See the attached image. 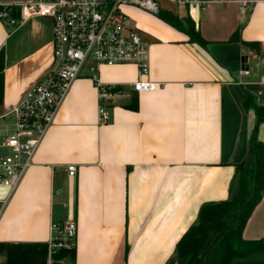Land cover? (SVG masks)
Here are the masks:
<instances>
[{
	"label": "crops",
	"instance_id": "1",
	"mask_svg": "<svg viewBox=\"0 0 264 264\" xmlns=\"http://www.w3.org/2000/svg\"><path fill=\"white\" fill-rule=\"evenodd\" d=\"M29 1L0 0V8ZM182 8L175 14L189 15L207 41L228 43L239 30L242 42L258 43L237 42L240 74L216 59L213 44L205 49L158 14L128 9L149 44L148 73L133 63L100 66L103 82L121 85L100 124L93 71L83 69L19 186L0 185V264H49L52 222L69 220L78 226L76 258L65 264H167L201 207L231 196L256 123L246 91L264 105V0ZM53 60L51 18L0 20V135L14 130L15 107ZM139 79L159 86L138 93ZM263 236L264 197L243 231Z\"/></svg>",
	"mask_w": 264,
	"mask_h": 264
},
{
	"label": "built area",
	"instance_id": "2",
	"mask_svg": "<svg viewBox=\"0 0 264 264\" xmlns=\"http://www.w3.org/2000/svg\"><path fill=\"white\" fill-rule=\"evenodd\" d=\"M225 0H169L174 6L205 9L212 3ZM244 2L243 5H246ZM135 8L158 14V0H30L26 3L4 5L0 20L12 26L33 17H48L53 21V66L21 98L14 109L15 127L0 135V185L16 189L54 123L65 97L84 68L93 71L92 79L98 88V121L110 120L108 101L120 84L106 83L99 77L102 65L133 63L140 74L149 70V44L139 29L129 24L128 9ZM14 12L17 14L15 15ZM249 74V71H242ZM133 89L142 93L153 91L159 84L139 79ZM69 175L76 177L77 166H67ZM6 200L0 202V218ZM51 258L49 264H65L66 257L57 260L61 248L76 246V220L52 222Z\"/></svg>",
	"mask_w": 264,
	"mask_h": 264
},
{
	"label": "trees",
	"instance_id": "3",
	"mask_svg": "<svg viewBox=\"0 0 264 264\" xmlns=\"http://www.w3.org/2000/svg\"><path fill=\"white\" fill-rule=\"evenodd\" d=\"M158 16L186 33L190 42L205 49L214 44L202 37L189 15L180 17L170 10L160 9ZM237 42H242L239 30L228 40V43ZM242 43L258 45L257 42ZM245 95V108L254 110L256 123L248 157L238 164L231 196L201 207L197 222L181 236L167 264H264V236L258 239L243 237L250 216L264 197V142L258 138L260 124L264 122V105H259L252 93L246 91ZM65 257L75 261L76 246L61 248L55 255L57 260Z\"/></svg>",
	"mask_w": 264,
	"mask_h": 264
},
{
	"label": "water",
	"instance_id": "4",
	"mask_svg": "<svg viewBox=\"0 0 264 264\" xmlns=\"http://www.w3.org/2000/svg\"><path fill=\"white\" fill-rule=\"evenodd\" d=\"M210 52L216 59L228 67L234 75H239L241 70V44L239 43H217L210 47ZM207 247V246H206Z\"/></svg>",
	"mask_w": 264,
	"mask_h": 264
},
{
	"label": "rangeland",
	"instance_id": "5",
	"mask_svg": "<svg viewBox=\"0 0 264 264\" xmlns=\"http://www.w3.org/2000/svg\"><path fill=\"white\" fill-rule=\"evenodd\" d=\"M160 2V6L162 9L172 10L174 13L180 12V14H183V8L182 7H176L172 5L169 0H158Z\"/></svg>",
	"mask_w": 264,
	"mask_h": 264
}]
</instances>
